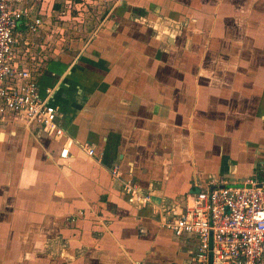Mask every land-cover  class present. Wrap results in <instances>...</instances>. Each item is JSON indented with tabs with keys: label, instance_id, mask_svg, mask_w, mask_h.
Returning a JSON list of instances; mask_svg holds the SVG:
<instances>
[{
	"label": "crops",
	"instance_id": "0c3cea01",
	"mask_svg": "<svg viewBox=\"0 0 264 264\" xmlns=\"http://www.w3.org/2000/svg\"><path fill=\"white\" fill-rule=\"evenodd\" d=\"M56 49L37 82L63 135L0 124V264H189L163 220L264 184V0H117Z\"/></svg>",
	"mask_w": 264,
	"mask_h": 264
},
{
	"label": "built area",
	"instance_id": "2783aa9c",
	"mask_svg": "<svg viewBox=\"0 0 264 264\" xmlns=\"http://www.w3.org/2000/svg\"><path fill=\"white\" fill-rule=\"evenodd\" d=\"M49 2L0 0V124H18L59 138L63 131L55 123L50 89L41 96L37 82L44 61L57 53L49 29L54 28L51 18L61 13L48 10ZM92 154V149L86 150L87 156ZM58 157L65 159L67 148ZM118 176L112 168L110 178ZM246 185L201 188L163 220L162 227L174 237L195 242L189 264H264V184L250 180ZM122 186L131 193L127 182Z\"/></svg>",
	"mask_w": 264,
	"mask_h": 264
},
{
	"label": "rangeland",
	"instance_id": "374dc122",
	"mask_svg": "<svg viewBox=\"0 0 264 264\" xmlns=\"http://www.w3.org/2000/svg\"><path fill=\"white\" fill-rule=\"evenodd\" d=\"M57 9L58 18L52 17L49 29L51 42L58 47H68L77 41L87 42L88 37L101 23L102 19L111 11L117 0H61ZM55 32V33H54ZM56 42V43H55ZM47 60L44 61V66ZM240 187V186H237Z\"/></svg>",
	"mask_w": 264,
	"mask_h": 264
},
{
	"label": "trees",
	"instance_id": "16d2710c",
	"mask_svg": "<svg viewBox=\"0 0 264 264\" xmlns=\"http://www.w3.org/2000/svg\"><path fill=\"white\" fill-rule=\"evenodd\" d=\"M61 0H50L48 10H57L60 8Z\"/></svg>",
	"mask_w": 264,
	"mask_h": 264
},
{
	"label": "water",
	"instance_id": "95a60500",
	"mask_svg": "<svg viewBox=\"0 0 264 264\" xmlns=\"http://www.w3.org/2000/svg\"><path fill=\"white\" fill-rule=\"evenodd\" d=\"M246 187H248V185H246ZM257 187H259V184H257Z\"/></svg>",
	"mask_w": 264,
	"mask_h": 264
}]
</instances>
